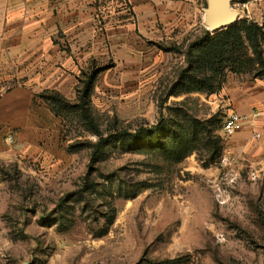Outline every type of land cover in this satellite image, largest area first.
I'll list each match as a JSON object with an SVG mask.
<instances>
[{
  "label": "rangeland",
  "instance_id": "rangeland-1",
  "mask_svg": "<svg viewBox=\"0 0 264 264\" xmlns=\"http://www.w3.org/2000/svg\"><path fill=\"white\" fill-rule=\"evenodd\" d=\"M88 1L96 32L74 86L59 93L68 106L54 118L40 112L22 141L15 131L0 134L2 264H264V165L233 150L238 133L223 132L228 78L254 73L226 70L214 93L169 94L187 47L205 31L206 0H198L199 35L169 40L164 49L142 36L145 5L153 13L160 7L154 0ZM232 8L238 22L264 29V0ZM122 26L134 32L136 67L117 57L113 39L129 41L126 32L116 34ZM261 49L264 58V40ZM40 90L48 98L58 93ZM142 129L149 132L119 137ZM100 138L108 142L93 160Z\"/></svg>",
  "mask_w": 264,
  "mask_h": 264
},
{
  "label": "crops",
  "instance_id": "crops-1",
  "mask_svg": "<svg viewBox=\"0 0 264 264\" xmlns=\"http://www.w3.org/2000/svg\"><path fill=\"white\" fill-rule=\"evenodd\" d=\"M154 1L160 5L154 13L152 4L145 3L143 18L149 17V21L143 29L147 34L142 35L144 39L158 45L199 35L198 0ZM89 4L88 0H0V134L15 131L22 141V132H33L40 124V112L54 118L46 104L37 102L38 95L42 89L67 96L66 87L74 86L76 75L87 61L88 37L96 32L88 25L89 10L92 15ZM118 30L116 34L126 32L129 41L126 44L127 39L122 37L113 39L117 57L122 55L128 68L136 67L138 51L131 48L130 41L134 32L124 26ZM63 41L68 47L61 49ZM223 94L227 99L222 107L229 115L237 113L248 121L232 138L233 150L263 166L264 80L229 77ZM253 134H260V138L252 140Z\"/></svg>",
  "mask_w": 264,
  "mask_h": 264
},
{
  "label": "trees",
  "instance_id": "trees-1",
  "mask_svg": "<svg viewBox=\"0 0 264 264\" xmlns=\"http://www.w3.org/2000/svg\"><path fill=\"white\" fill-rule=\"evenodd\" d=\"M264 40V29L254 23L240 21L234 25L215 33L205 30L202 36L189 44L186 49V67L179 74L176 83L171 87L170 95H187L191 93H214L219 89L215 88L217 77H220L228 70L232 74L254 73V78L264 80V58L261 49V41ZM164 49L162 44H158ZM249 51L252 55H249ZM92 77L85 84V92L91 88ZM89 91V90H88ZM52 93L48 98L38 96L49 104V109L56 116L68 106V102L59 93ZM84 97L82 99V102ZM53 102V103H52ZM84 118L91 124L84 106L82 107ZM159 127L149 129L152 132L158 131ZM142 129L135 135L127 132L119 134L120 138H139L148 133ZM96 135L101 137L98 131ZM111 139V137H110ZM108 142L100 138L94 146L92 159L98 157L103 145Z\"/></svg>",
  "mask_w": 264,
  "mask_h": 264
},
{
  "label": "water",
  "instance_id": "water-1",
  "mask_svg": "<svg viewBox=\"0 0 264 264\" xmlns=\"http://www.w3.org/2000/svg\"><path fill=\"white\" fill-rule=\"evenodd\" d=\"M243 1L245 0H206V7L202 10L205 29L215 33L237 23L240 14L232 8V4Z\"/></svg>",
  "mask_w": 264,
  "mask_h": 264
},
{
  "label": "built area",
  "instance_id": "built-area-1",
  "mask_svg": "<svg viewBox=\"0 0 264 264\" xmlns=\"http://www.w3.org/2000/svg\"><path fill=\"white\" fill-rule=\"evenodd\" d=\"M246 122H247L246 117L241 116L237 113H232L225 120V123L223 126L224 135L227 137L234 136L235 134L239 133L243 129ZM255 138L259 139L260 134H255ZM8 140L10 141L11 138L9 137ZM228 162H229L228 156H224L221 160V163L223 165L228 164ZM0 264H2L1 258H0Z\"/></svg>",
  "mask_w": 264,
  "mask_h": 264
}]
</instances>
